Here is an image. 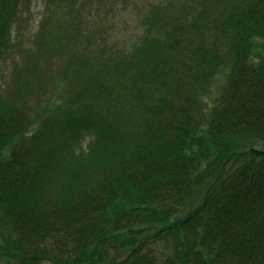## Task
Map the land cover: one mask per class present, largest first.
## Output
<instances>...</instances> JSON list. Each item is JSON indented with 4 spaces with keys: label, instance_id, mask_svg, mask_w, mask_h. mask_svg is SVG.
Here are the masks:
<instances>
[{
    "label": "trees",
    "instance_id": "16d2710c",
    "mask_svg": "<svg viewBox=\"0 0 264 264\" xmlns=\"http://www.w3.org/2000/svg\"><path fill=\"white\" fill-rule=\"evenodd\" d=\"M94 1L21 51L0 0V264H264V0L154 4L129 49Z\"/></svg>",
    "mask_w": 264,
    "mask_h": 264
},
{
    "label": "rangeland",
    "instance_id": "374dc122",
    "mask_svg": "<svg viewBox=\"0 0 264 264\" xmlns=\"http://www.w3.org/2000/svg\"><path fill=\"white\" fill-rule=\"evenodd\" d=\"M112 5L104 0L93 2L91 10L84 13V32H91L93 36L101 39L105 45H112L118 48L129 49L143 35L149 34L148 27L144 22V17L154 4H164L169 6L164 13L166 17L172 15L170 4L174 8H179L185 4L190 8V0H111ZM194 1V0H193ZM221 1V0H220ZM45 0H22L19 6V16L12 28V41L18 44L19 50L33 47L32 41L38 32L39 24L47 14ZM49 14V13H48ZM54 17V16H53ZM18 49L15 48L2 62V70L8 71L14 58L18 57ZM224 77L219 73L212 82L209 95H205L207 104H211V99L217 95L219 87L223 84ZM43 264H50L44 262Z\"/></svg>",
    "mask_w": 264,
    "mask_h": 264
}]
</instances>
